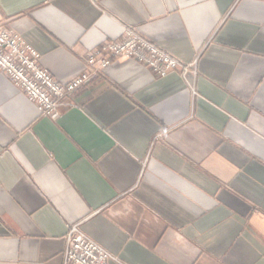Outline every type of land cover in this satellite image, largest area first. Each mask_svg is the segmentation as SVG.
Returning a JSON list of instances; mask_svg holds the SVG:
<instances>
[{"label": "crops", "instance_id": "crops-1", "mask_svg": "<svg viewBox=\"0 0 264 264\" xmlns=\"http://www.w3.org/2000/svg\"><path fill=\"white\" fill-rule=\"evenodd\" d=\"M67 82L134 26L188 67L111 61L41 116L0 70V264H63L73 224L108 264H264V0H0Z\"/></svg>", "mask_w": 264, "mask_h": 264}, {"label": "built area", "instance_id": "built-area-1", "mask_svg": "<svg viewBox=\"0 0 264 264\" xmlns=\"http://www.w3.org/2000/svg\"><path fill=\"white\" fill-rule=\"evenodd\" d=\"M123 33L120 40H104L90 49L85 59L86 66L90 68L88 72L63 82L39 64V54L16 30L0 23V70L29 101L35 103L41 116L51 118L59 117L60 106H73L68 99L74 91L90 82L114 59L134 58L158 75L176 67H182L183 73L188 70L162 47L144 38L136 27L126 26ZM65 240L63 264H108L110 260L118 261L117 256L88 236L79 223L68 228Z\"/></svg>", "mask_w": 264, "mask_h": 264}]
</instances>
